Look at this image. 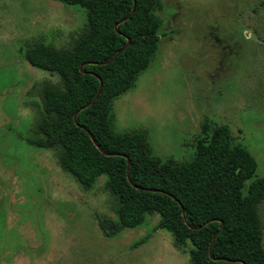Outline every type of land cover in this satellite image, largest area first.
Wrapping results in <instances>:
<instances>
[{"label":"rangeland","instance_id":"374dc122","mask_svg":"<svg viewBox=\"0 0 264 264\" xmlns=\"http://www.w3.org/2000/svg\"><path fill=\"white\" fill-rule=\"evenodd\" d=\"M152 13L156 50L111 101L112 131H141L150 156L182 163L200 128L224 125L264 176V0H156ZM83 23L76 5L0 0V264H189L170 232L155 228L157 214L105 236L100 222L115 218L105 177L82 188L52 149L29 143L37 119L30 100L60 80L24 54L39 43L71 50ZM256 213L264 249V198Z\"/></svg>","mask_w":264,"mask_h":264},{"label":"trees","instance_id":"16d2710c","mask_svg":"<svg viewBox=\"0 0 264 264\" xmlns=\"http://www.w3.org/2000/svg\"><path fill=\"white\" fill-rule=\"evenodd\" d=\"M57 1L81 7L84 23L71 50L39 43L24 54L29 65L60 80L45 82L39 101L30 100L37 119L29 143L52 149L60 169L82 188L105 177L115 200V218L100 222L105 236L157 214L155 228L170 232L189 264H264L256 213L264 176L255 175V160L233 144L226 126L200 128L193 156L182 163L150 156L141 131L111 129V101L131 87L156 50V0Z\"/></svg>","mask_w":264,"mask_h":264}]
</instances>
